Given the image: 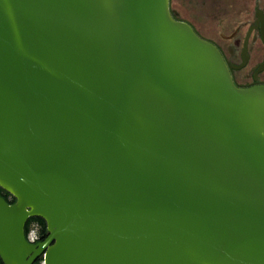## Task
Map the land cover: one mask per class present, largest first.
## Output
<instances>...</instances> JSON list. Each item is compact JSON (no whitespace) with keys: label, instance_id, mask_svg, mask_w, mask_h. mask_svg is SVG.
<instances>
[{"label":"water","instance_id":"95a60500","mask_svg":"<svg viewBox=\"0 0 264 264\" xmlns=\"http://www.w3.org/2000/svg\"><path fill=\"white\" fill-rule=\"evenodd\" d=\"M0 189L2 264H264V86L170 0H0Z\"/></svg>","mask_w":264,"mask_h":264},{"label":"flooded vegetation","instance_id":"af4514ba","mask_svg":"<svg viewBox=\"0 0 264 264\" xmlns=\"http://www.w3.org/2000/svg\"><path fill=\"white\" fill-rule=\"evenodd\" d=\"M238 13L245 18L230 32L221 29L217 41L201 37L218 49L236 87L264 86V0H248Z\"/></svg>","mask_w":264,"mask_h":264},{"label":"rangeland","instance_id":"374dc122","mask_svg":"<svg viewBox=\"0 0 264 264\" xmlns=\"http://www.w3.org/2000/svg\"><path fill=\"white\" fill-rule=\"evenodd\" d=\"M248 0H170V9L177 18L189 23L196 32L209 40L217 41L221 29L230 32L237 22L245 18L238 13ZM39 228L35 223L29 227L28 235L38 238Z\"/></svg>","mask_w":264,"mask_h":264},{"label":"trees","instance_id":"16d2710c","mask_svg":"<svg viewBox=\"0 0 264 264\" xmlns=\"http://www.w3.org/2000/svg\"><path fill=\"white\" fill-rule=\"evenodd\" d=\"M0 196L9 204H13L15 202V200L10 197V195H8L7 193H5L4 191H2L0 189ZM32 223H35L38 228H39V231H38V238H37V241H43L46 236H47V231H46V224L45 222L40 219V218H37V217H33V218H29L25 224V227H24V233L25 235L28 234L29 232V227ZM41 262V260H37L35 264H39ZM0 264H2L1 260H0Z\"/></svg>","mask_w":264,"mask_h":264},{"label":"bare ground","instance_id":"6f19581e","mask_svg":"<svg viewBox=\"0 0 264 264\" xmlns=\"http://www.w3.org/2000/svg\"><path fill=\"white\" fill-rule=\"evenodd\" d=\"M29 239H30L31 241L34 240V236H33V234L30 233V235H29Z\"/></svg>","mask_w":264,"mask_h":264},{"label":"built area","instance_id":"2783aa9c","mask_svg":"<svg viewBox=\"0 0 264 264\" xmlns=\"http://www.w3.org/2000/svg\"><path fill=\"white\" fill-rule=\"evenodd\" d=\"M34 241V240H33ZM39 264H42V262H40Z\"/></svg>","mask_w":264,"mask_h":264}]
</instances>
